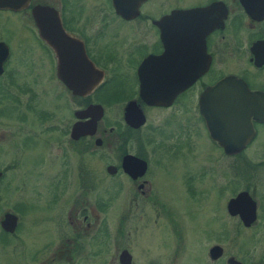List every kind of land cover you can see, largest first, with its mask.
Here are the masks:
<instances>
[{"label": "flooded vegetation", "instance_id": "af4514ba", "mask_svg": "<svg viewBox=\"0 0 264 264\" xmlns=\"http://www.w3.org/2000/svg\"><path fill=\"white\" fill-rule=\"evenodd\" d=\"M1 102L54 208L27 264H183L197 218L191 264H264V0H0Z\"/></svg>", "mask_w": 264, "mask_h": 264}, {"label": "rangeland", "instance_id": "374dc122", "mask_svg": "<svg viewBox=\"0 0 264 264\" xmlns=\"http://www.w3.org/2000/svg\"><path fill=\"white\" fill-rule=\"evenodd\" d=\"M27 43L35 45L34 38L28 36ZM11 67H17V62L13 61ZM48 90L46 93L39 89L34 90V99L30 102V109L21 105V112L31 115L42 113H56L59 109L58 105L62 100H58L56 103L49 99ZM24 96L21 97V101L24 102ZM2 103H0V109H3ZM112 108L110 109V111ZM11 111L9 107H5L4 110H0V135L5 136L3 140H0V173L3 180L0 183V219L4 213H11L16 215L20 222V229L16 232L14 237L9 234H2L0 230V264H27L30 256L36 251L41 244L54 240V234L56 233L54 223H51L53 207H45V202L37 203L33 198L26 196L28 190L27 186L30 184L34 175V167L30 161V153H25L23 147L12 150L10 148V140L8 138L9 131H20L25 129V125L13 121L9 117ZM18 112L15 111V114ZM27 124V123H26ZM17 135V134H16ZM37 155L39 152L36 153ZM13 162V163H11ZM9 164V165H8ZM11 165V169L9 168ZM9 166V167H8ZM38 204V205H37ZM200 219L197 218L196 225L194 223L185 222L181 220L179 224V230L182 237V246L184 247L183 257L185 258L183 264H191L188 258L191 257V252L195 246L202 243L207 239V234L203 235V230L200 227ZM262 229H258L257 232L241 231L239 234L243 236L253 237L257 234L260 236ZM202 234V235H201ZM238 234V235H239ZM163 233L158 234L159 242L162 241ZM243 236H237L236 241L240 243ZM206 237V238H204ZM234 239V240H235ZM261 239V238H260ZM196 241V242H195ZM236 241L228 240L227 246L236 244ZM146 242H152V239H146ZM177 246L181 243H175ZM244 244V243H243ZM234 246V245H233ZM200 251V250H199ZM188 253V254H187ZM182 256V255H180ZM187 258V259H186ZM201 261V260H200Z\"/></svg>", "mask_w": 264, "mask_h": 264}, {"label": "water", "instance_id": "95a60500", "mask_svg": "<svg viewBox=\"0 0 264 264\" xmlns=\"http://www.w3.org/2000/svg\"><path fill=\"white\" fill-rule=\"evenodd\" d=\"M49 13H50V11L46 10L47 17L51 18V15ZM32 14H33L34 21L36 22L37 25H39L38 21H40V15L45 14V9H35V10H33ZM46 42L52 48V50L55 52L56 48L53 45V41L52 40H46ZM95 82L96 81H93L87 88L88 89L91 88L93 86V84H96ZM67 86L70 87L69 84H67ZM71 91L73 92V94H80L81 88H72ZM95 109L99 112L101 108H100V106H89L87 108V110H85L84 112L86 114H88L91 111L92 112L95 111ZM98 114L99 115H97L96 118L100 117V113H98ZM0 176H1V173H0ZM15 227H16V216L11 214V213H8V212L4 213L0 219V230L3 233L11 234V233H13Z\"/></svg>", "mask_w": 264, "mask_h": 264}, {"label": "trees", "instance_id": "16d2710c", "mask_svg": "<svg viewBox=\"0 0 264 264\" xmlns=\"http://www.w3.org/2000/svg\"><path fill=\"white\" fill-rule=\"evenodd\" d=\"M2 234H4V235H5V233H3V232H2Z\"/></svg>", "mask_w": 264, "mask_h": 264}]
</instances>
